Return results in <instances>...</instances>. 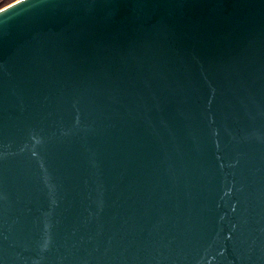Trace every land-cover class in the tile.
Instances as JSON below:
<instances>
[{"label":"water","instance_id":"obj_1","mask_svg":"<svg viewBox=\"0 0 264 264\" xmlns=\"http://www.w3.org/2000/svg\"><path fill=\"white\" fill-rule=\"evenodd\" d=\"M0 264H264V0L0 15Z\"/></svg>","mask_w":264,"mask_h":264},{"label":"snow or ice","instance_id":"obj_2","mask_svg":"<svg viewBox=\"0 0 264 264\" xmlns=\"http://www.w3.org/2000/svg\"><path fill=\"white\" fill-rule=\"evenodd\" d=\"M20 2H21V0H12V3L6 4L3 8H0V15L6 14L7 12L18 7Z\"/></svg>","mask_w":264,"mask_h":264},{"label":"clouds","instance_id":"obj_3","mask_svg":"<svg viewBox=\"0 0 264 264\" xmlns=\"http://www.w3.org/2000/svg\"><path fill=\"white\" fill-rule=\"evenodd\" d=\"M8 3V0H0V8H3Z\"/></svg>","mask_w":264,"mask_h":264},{"label":"rangeland","instance_id":"obj_4","mask_svg":"<svg viewBox=\"0 0 264 264\" xmlns=\"http://www.w3.org/2000/svg\"><path fill=\"white\" fill-rule=\"evenodd\" d=\"M10 2H12V0H8V3H10ZM8 3H7V4H8Z\"/></svg>","mask_w":264,"mask_h":264}]
</instances>
